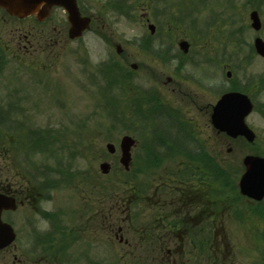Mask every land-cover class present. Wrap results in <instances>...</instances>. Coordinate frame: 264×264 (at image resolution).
I'll list each match as a JSON object with an SVG mask.
<instances>
[{
  "label": "rangeland",
  "instance_id": "374dc122",
  "mask_svg": "<svg viewBox=\"0 0 264 264\" xmlns=\"http://www.w3.org/2000/svg\"><path fill=\"white\" fill-rule=\"evenodd\" d=\"M93 8L91 14L95 17L104 18L106 27L104 28L105 35L110 39L109 43L104 42L98 35H95L90 31L80 43H71L68 46V50L63 53L56 62L58 65L55 68V75L60 82L61 96L66 99V104H54V103H24L18 104L19 108H22L25 112L23 116L19 117L25 119V127L30 128H58L59 137L62 142L76 146L77 151H80L79 157L74 161V169L78 171H85L89 169L91 171L92 180L96 179L95 187L93 191V198L95 200L102 197L101 185H105L106 189L111 187V190H120V175L122 174L119 168V162L115 159L119 157V142L121 137L126 133L123 131H113L108 126H111L110 119L107 113L104 111L102 97L100 95V89L96 86L89 89L88 93H84L79 87H76L73 83L72 77L68 70L75 72L78 82L84 81L81 69L82 63L78 61V57H88L93 65H97L100 62L106 60L108 56H115L124 65L130 67L131 63H137L138 67L135 70V81L132 84L137 85L139 88L148 87L149 85L156 84L162 86L164 92L168 97L170 92L168 87L171 86L167 83V78L172 77V80L181 81L183 87L188 88H200V76L209 75L210 81L203 83L204 90H207L204 95L201 93L199 96L194 95V99L197 101L198 107L201 111L195 110L193 103H190L189 115L196 118V124L199 125V129L203 132V138H207L210 134H213L212 126L209 118L204 114V111L208 108L210 103L215 102L218 92L226 90L231 85V79L227 78L226 70L223 69L224 65L234 63L236 70L233 68V79H235L242 88H248L252 95H250L255 103L260 105L264 103V90L260 88H253V85L257 86L259 75L264 76V59H261L257 55L253 57L248 64H242V59L249 49V44L253 42V38L256 32L250 27L249 13L253 8L251 1L249 0H232L230 1L229 8L226 7L224 0H208L207 7L195 13L188 18V21H180L179 16L182 12H186V5L163 4L157 2L158 0H142V6L136 10V18L129 20L124 16L112 13L108 9V0H88ZM171 1V0H167ZM176 1V0H174ZM167 5H173L171 7L172 13L170 16L177 24L171 29L172 34L167 37L168 26L164 23L169 8ZM166 7V8H165ZM155 12V14H154ZM260 16L263 22V28L259 34L264 38V5L260 10ZM157 25V31L153 35V38L161 39L165 42V47L169 43L175 53L180 51L178 42L180 39H186L191 42L190 51L187 53L186 58H192L197 49L193 46V42L196 43V39L203 38L210 47L211 57L214 58V63L210 66L204 64H192L190 61L181 66L180 69H176V66L181 65L177 59H170L169 61L157 56L159 54H152L149 49L145 47V42H138L141 37L147 34L151 35L148 28V21ZM195 19V21L193 20ZM191 22H190V21ZM208 21V22H207ZM215 21V22H213ZM213 22V23H212ZM242 27L243 37L246 40L247 45L243 51L238 55H234L235 45L231 43L234 39L229 34L231 31ZM102 29V28H101ZM168 35V36H169ZM168 38H170L168 40ZM222 39V40H221ZM235 40V39H234ZM115 43H122L126 47L122 55H118L115 52ZM155 43V44H154ZM172 43V44H171ZM224 43L226 47L224 48ZM161 42H153L152 47L156 50L159 48ZM200 47V46H197ZM87 52V53H86ZM189 54V55H188ZM198 55L194 58L196 59ZM231 57V58H230ZM165 61V62H164ZM208 67V68H206ZM230 67V66H229ZM203 76V78H205ZM80 79V81H79ZM18 82L25 83L23 80ZM157 82V83H158ZM196 82V83H195ZM56 84V83H54ZM210 85L212 88L208 91L207 87ZM214 87V88H213ZM91 91V93H90ZM53 92L57 93L58 90ZM217 94V95H216ZM52 101L51 98H47ZM115 103L118 104L116 101ZM151 102L149 101L148 104ZM100 106H99V105ZM98 106V107H97ZM0 107H6V105H0ZM202 107V108H201ZM96 113V115H94ZM76 119L79 123L78 136L72 131L75 129V125L72 124L69 119ZM17 119V118H16ZM248 125L256 132L257 140L252 146L246 145L242 139L233 141L231 138L225 137L222 134L217 137V141L222 143V149L220 150L223 163L225 167L233 172L240 171L241 161L245 154L250 152H264V117L258 112L254 111L246 119ZM27 131V130H26ZM26 131L21 132V138L26 136ZM168 134H174L170 129L164 131ZM16 135V134H15ZM16 138V136H15ZM7 135L0 134V152L1 147L8 142ZM28 143L31 141L26 140ZM58 141L59 144L62 143ZM113 142L117 146V152L115 155H109L103 153L106 150V143ZM16 144L13 146L15 147ZM229 146L233 147L231 152H227ZM18 148V146H16ZM15 148V149H16ZM137 151L132 150L134 155ZM16 154L11 153V159L14 160L15 169L22 171L21 165L18 163ZM40 156L41 155H37ZM116 160V161H115ZM102 161H108L112 165V170L109 174H103L100 171L99 164ZM1 163H6L0 158ZM4 181V180H3ZM0 180V184L4 183ZM5 184V183H4ZM91 186H89L90 191ZM88 192L87 187L79 189H66L62 188L60 191L55 192L52 196L53 199L47 202L45 205L49 208H55L58 206L76 207L82 205L85 200V196ZM97 204V203H96ZM248 204L255 205V202L246 201L244 198L239 206L247 210ZM236 206V205H234ZM26 207H20L19 210L11 217L15 221L16 228L19 231L18 240L16 246L6 249L0 252V264H12L13 256L15 253L19 254L24 249L26 236L28 230L24 225V217L27 213ZM247 215H250L249 210ZM221 225H219L217 233V249L219 250V261L222 264H252L257 262L258 264H264V232L256 233V229L262 230L264 228V222L256 219L255 217H248L245 222L233 219L230 209L224 207L222 215L219 217ZM40 227H45L44 224H40ZM102 236L101 233L98 234ZM261 235V236H259ZM223 251V252H222ZM22 252V251H21ZM102 249H97L95 254H100ZM115 253H118L117 248L114 249ZM213 254V253H212ZM207 264H221L219 262H207Z\"/></svg>",
  "mask_w": 264,
  "mask_h": 264
},
{
  "label": "flooded vegetation",
  "instance_id": "af4514ba",
  "mask_svg": "<svg viewBox=\"0 0 264 264\" xmlns=\"http://www.w3.org/2000/svg\"><path fill=\"white\" fill-rule=\"evenodd\" d=\"M87 8V5H81L84 15L89 14ZM69 28L67 13L62 7H53L49 14L38 11L26 17L12 15L0 7V93L3 94L0 95V103L46 101L44 98L48 96L43 94L48 93L56 81L55 68L58 65L55 64L68 50L67 46L75 41L70 38ZM20 79L25 83L17 87L15 82ZM180 84L175 81L168 88L174 97L172 102L169 101V109L173 110L170 103L174 102L179 109L177 114H183L185 118L190 112V103L195 110L201 109L192 100L191 90ZM23 88L25 92L18 90ZM151 91L155 101L154 114L158 115L157 97L163 92L158 87ZM204 114L210 117L211 109L208 107ZM186 120L188 122L189 118ZM191 147L190 144H182L175 148ZM194 148L195 153H202L199 146ZM184 156L178 154V158ZM12 163L8 161L7 164L10 172ZM191 163L195 167L201 166L196 160L177 159L167 164L178 168H165L166 164H163L162 168L155 170L156 175L142 177L141 180L149 179L151 182L150 191L103 192L97 200L93 198V192L87 193L84 200L87 212L85 225L94 239L99 238L98 234L102 232L106 245L113 242L114 235L124 264H189L190 258L185 256L189 246L198 244L204 247V233L207 229L219 228L223 208L222 198L212 192L215 187L209 181L213 178L191 175L190 165H186ZM8 185L11 192L17 194L13 181ZM26 188L29 191V187ZM26 203L30 208L31 201L27 197ZM77 210L78 207L74 212ZM202 260L205 264V259Z\"/></svg>",
  "mask_w": 264,
  "mask_h": 264
},
{
  "label": "water",
  "instance_id": "95a60500",
  "mask_svg": "<svg viewBox=\"0 0 264 264\" xmlns=\"http://www.w3.org/2000/svg\"><path fill=\"white\" fill-rule=\"evenodd\" d=\"M41 0H0V4L4 5L11 12L19 13L21 10H30L35 4ZM48 6L53 3H62L70 11V17L73 21V26L78 25V31L86 25L87 19L79 16L77 8L73 0H43ZM253 26L260 27V21L256 12L252 13ZM153 29V26L151 27ZM72 36L77 34V31L72 29ZM79 34V33H78ZM181 47L187 49L186 42L181 43ZM257 48L264 54V43L257 41ZM120 49V48H119ZM252 110V104L246 95L239 93L225 94L215 107L213 114V123L222 131L236 137L244 135L250 142L255 138V133L246 125L245 116ZM130 137H124L121 143L122 158L121 162L127 167L130 161V148L133 144ZM108 149L111 152L115 151L113 144H108ZM246 171L240 179V188L243 194L261 199L264 196V158L254 155H247L244 160ZM101 169L104 173L109 172L110 165L107 162L101 164ZM15 208L14 200L0 193V249L10 244L15 238L12 227L2 222L1 213L3 209Z\"/></svg>",
  "mask_w": 264,
  "mask_h": 264
},
{
  "label": "trees",
  "instance_id": "16d2710c",
  "mask_svg": "<svg viewBox=\"0 0 264 264\" xmlns=\"http://www.w3.org/2000/svg\"><path fill=\"white\" fill-rule=\"evenodd\" d=\"M258 110H260L262 112V114L264 115V105H262L261 107H258ZM148 159L150 160L151 156H148ZM218 174H219V176L222 177L223 186L233 185V178L236 177V175H237L236 171L233 172L227 168H220V171Z\"/></svg>",
  "mask_w": 264,
  "mask_h": 264
}]
</instances>
